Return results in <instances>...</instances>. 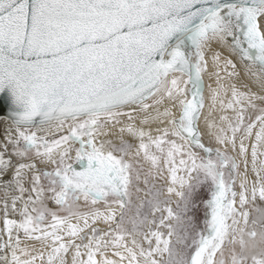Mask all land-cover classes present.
Returning a JSON list of instances; mask_svg holds the SVG:
<instances>
[{"label": "snow or ice", "instance_id": "1", "mask_svg": "<svg viewBox=\"0 0 264 264\" xmlns=\"http://www.w3.org/2000/svg\"><path fill=\"white\" fill-rule=\"evenodd\" d=\"M0 264H264V0H0Z\"/></svg>", "mask_w": 264, "mask_h": 264}]
</instances>
